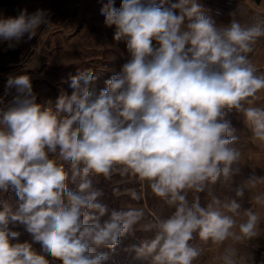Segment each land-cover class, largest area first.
I'll use <instances>...</instances> for the list:
<instances>
[{"label":"clouds","instance_id":"clouds-1","mask_svg":"<svg viewBox=\"0 0 264 264\" xmlns=\"http://www.w3.org/2000/svg\"><path fill=\"white\" fill-rule=\"evenodd\" d=\"M100 11L128 53L104 88L97 91L99 77L91 68L77 69L64 81L70 94L61 89L54 102L40 103L30 75L6 79V94L12 95L0 96V192L12 190L17 207L0 205V264H49L32 243L19 241V226L61 264H104L108 253L99 250H114L142 216L131 209L109 211L99 202L103 193L92 189L88 177L108 180L115 166L147 181L175 206L170 218L152 225L155 238L137 249L138 256L154 253L153 264H191L198 252L189 241L197 231L220 244L255 237L260 217L251 210L239 234L233 231L237 199L215 201L233 214L227 215L206 210L198 199L189 205L181 193L201 192L206 182L239 172L233 165L240 152L230 147L238 137L225 110H241L243 101L264 89V77L243 55L264 31L235 20L218 26L197 0H122L118 8L108 0ZM51 23L46 9L0 15V42L14 49ZM243 112L264 147V109ZM57 151L71 164V181L81 180L76 191L64 165L52 158ZM235 195L242 198L244 189Z\"/></svg>","mask_w":264,"mask_h":264},{"label":"rangeland","instance_id":"rangeland-1","mask_svg":"<svg viewBox=\"0 0 264 264\" xmlns=\"http://www.w3.org/2000/svg\"><path fill=\"white\" fill-rule=\"evenodd\" d=\"M98 0H0V15L15 16L18 10L26 8L29 13L37 9L49 10L51 24L41 26L37 35L31 41L21 43L14 49H9L7 43L0 42V96L6 100L11 99L12 93L5 90V82L9 74L24 73L32 77L34 92L38 102L55 101L61 89L71 93L67 83H64L69 73L75 74L77 69L91 68L99 77L96 83L97 91L105 87V81L118 73L122 64L128 59L124 41H115L114 30L99 27L92 17L95 13L94 5ZM169 2H172L169 0ZM106 4V0H103ZM122 0L113 2L119 7ZM259 4H262L260 1ZM96 8V6H95ZM94 19V20H93ZM71 25L74 30L80 29V41L90 35V44H62L65 29ZM223 26V25H218ZM62 28V29H61ZM90 30V32H88ZM87 40H85V43ZM251 51L243 53L248 65L254 70L256 76L264 77V44H250ZM243 108L256 107L264 109V89L259 90L253 97L242 102ZM243 108L241 110H225L224 119L231 122L235 129L234 135L238 139L230 145L240 152V159L233 165L239 169L227 180L221 176L216 183L206 182L203 191L186 189L182 192L189 205L198 199L201 207L206 210L220 208L215 201L221 204L230 199H237L241 203L236 220L234 232L239 234V224L246 222V213L251 210L260 217L257 235L251 239L236 240L229 238L222 244L215 243L211 238L203 240L198 231L193 233L189 246L194 248L198 255L191 264H226L232 260L234 264H264V147L253 138ZM57 163H62L69 173L70 189L76 191L81 182L77 177L71 181V164L63 161L57 153L52 154ZM222 167V166H221ZM93 190L102 191L98 197L99 202L108 206L109 211L136 210L142 213L137 224L130 233L120 238V243L114 250L100 249L108 253V260L104 264H153V256H138L137 249L145 243H150L156 236L157 229L152 227L157 220L164 221L175 212V206L167 203V198L156 196L147 181H140L130 172L125 173L122 166H115L111 178L106 180L103 176L90 175ZM255 180V187L252 181ZM244 189L242 198L236 197L235 190ZM115 190V191H114ZM135 196V198H133ZM261 197L257 204L256 197ZM6 203L13 210L17 207V198L12 190L7 193L0 192V205ZM105 216L102 219H107ZM15 230L21 232L19 241L32 243L33 250L46 255L49 264H61L59 260L43 253L39 243L32 242L31 236L24 231L23 226ZM16 242V241H14Z\"/></svg>","mask_w":264,"mask_h":264},{"label":"crops","instance_id":"crops-1","mask_svg":"<svg viewBox=\"0 0 264 264\" xmlns=\"http://www.w3.org/2000/svg\"><path fill=\"white\" fill-rule=\"evenodd\" d=\"M115 1L116 0H112V2ZM171 1L173 2V0ZM260 1L262 4H259ZM102 2L103 0L97 3V5H94L95 13L93 15L91 14V16L97 18L95 21L99 27L101 26L104 29L114 30V27H107L104 23V16L100 11L104 6ZM106 2H108V0H106ZM197 2L203 6L205 13L209 15L217 25L227 26L235 20L245 27L259 25L261 30L264 31V0H197ZM64 32L62 44H80V37L82 35L80 29L74 30L71 25H68ZM88 32H90V30H88ZM85 40H87L86 43ZM90 40L91 38L89 35L86 39L83 38V43H81L90 44ZM250 44H264V35L256 37Z\"/></svg>","mask_w":264,"mask_h":264}]
</instances>
